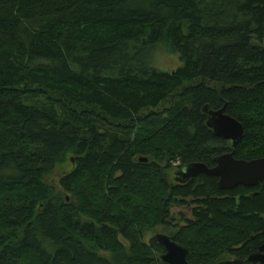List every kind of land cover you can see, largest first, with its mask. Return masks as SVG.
<instances>
[{
  "label": "trees",
  "instance_id": "obj_1",
  "mask_svg": "<svg viewBox=\"0 0 264 264\" xmlns=\"http://www.w3.org/2000/svg\"><path fill=\"white\" fill-rule=\"evenodd\" d=\"M206 106L264 157V0H0V264H166L152 232L188 204L166 235L189 264H250L264 182L177 176L231 151Z\"/></svg>",
  "mask_w": 264,
  "mask_h": 264
},
{
  "label": "water",
  "instance_id": "obj_2",
  "mask_svg": "<svg viewBox=\"0 0 264 264\" xmlns=\"http://www.w3.org/2000/svg\"><path fill=\"white\" fill-rule=\"evenodd\" d=\"M203 112L207 116L206 125L216 137L230 142L231 151L216 156L213 167H208L201 162L183 166L177 171L180 180L187 181L197 174L204 173L218 178L220 190H230L238 185L251 188L263 183L264 157L252 160L234 157L235 148L244 136L243 125L225 113L224 108L214 111L206 106L203 108ZM139 161L146 162L147 159L140 158ZM155 238L165 250L161 256L163 262L166 264H189L187 248L177 244L166 234L158 233ZM246 260L252 264H264V243L257 251L248 255Z\"/></svg>",
  "mask_w": 264,
  "mask_h": 264
},
{
  "label": "rangeland",
  "instance_id": "obj_3",
  "mask_svg": "<svg viewBox=\"0 0 264 264\" xmlns=\"http://www.w3.org/2000/svg\"><path fill=\"white\" fill-rule=\"evenodd\" d=\"M154 66L164 71H173L181 65L178 55L170 52L164 45H160L155 52ZM72 168V159L68 157L64 163L58 165L49 178V183L58 187L60 177L70 171ZM173 219L168 223L169 227L158 226L152 232V235L158 233L166 234L170 231V225L173 226L179 222L182 224V218L191 220V210L186 206H177L171 209Z\"/></svg>",
  "mask_w": 264,
  "mask_h": 264
},
{
  "label": "flooded vegetation",
  "instance_id": "obj_4",
  "mask_svg": "<svg viewBox=\"0 0 264 264\" xmlns=\"http://www.w3.org/2000/svg\"><path fill=\"white\" fill-rule=\"evenodd\" d=\"M191 205L190 204H188V205H186V207L188 208V209H190L191 210V207H190ZM192 218V217H191ZM187 219V218H186ZM172 240V239H171ZM175 242V241H174ZM178 244V243H177ZM258 250V249H257ZM246 262H247V260H246ZM250 264H252V263H250ZM254 264H256V263H254Z\"/></svg>",
  "mask_w": 264,
  "mask_h": 264
}]
</instances>
